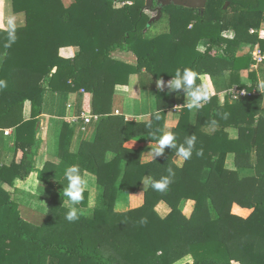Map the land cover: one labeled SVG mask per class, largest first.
<instances>
[{
	"label": "trees",
	"instance_id": "trees-1",
	"mask_svg": "<svg viewBox=\"0 0 264 264\" xmlns=\"http://www.w3.org/2000/svg\"><path fill=\"white\" fill-rule=\"evenodd\" d=\"M12 3L15 12H25L26 23L17 27V40L9 48L0 28V80L7 82L0 89V128H16L14 158L0 168V264H174L187 255L192 262L185 264H264L263 92L254 72L250 86L242 83L241 72L255 60L238 54L243 43H259L264 52V0H208L203 11L167 5L163 15L169 18V30L154 37L147 36L153 10L145 8V0H75L68 7L62 0ZM70 45L79 47L77 55L61 56L59 49ZM117 51L132 53L136 62L115 58ZM185 67L205 77L209 90L214 79L215 91L194 123L182 107L171 132L178 145L195 134V147L203 156L194 151L178 165L169 146L163 155L143 162L142 143L156 142L158 129L165 131L167 111L176 101L183 102L185 91L158 89L157 111L149 120L130 121L112 114L115 88L127 85L132 74L145 72L165 80ZM228 71L230 81L225 82ZM233 85L255 93L220 103L217 90ZM48 90L84 91L83 110L99 116L96 135L81 142L85 161L79 164L96 174L100 190L91 213L83 211L89 207L87 190L77 206L79 220L68 222L63 206L67 181L59 178L55 203L44 222L35 225L21 216L12 192L3 185L14 186L33 171L53 185L56 163L46 162L41 170L33 164L38 117ZM28 101L31 116L25 120ZM149 122L151 128L146 127ZM227 127L237 128L239 136L230 138ZM134 139L135 148L125 144ZM109 151L115 156L106 160ZM170 167L175 176L168 189H152L151 181L169 175ZM146 177L150 182L143 203L124 207L121 196L140 191ZM188 200L195 202L190 216L183 212ZM159 203L169 208L166 214L157 209ZM235 203L252 212L247 217L232 213Z\"/></svg>",
	"mask_w": 264,
	"mask_h": 264
},
{
	"label": "crops",
	"instance_id": "crops-1",
	"mask_svg": "<svg viewBox=\"0 0 264 264\" xmlns=\"http://www.w3.org/2000/svg\"><path fill=\"white\" fill-rule=\"evenodd\" d=\"M62 2L66 7H68L73 2H75V0H62ZM153 12L155 13V11ZM150 14L151 17L155 16L152 15V12H150ZM9 16L15 17L17 26H23L26 23L25 12H15L13 9L12 0H0V26H6V21ZM167 21L169 23V20ZM261 30L264 31V24L262 25ZM166 31L164 30V32ZM251 31H253V29ZM204 48V44H201L199 47L200 50H204ZM258 51L261 52L263 58L260 61H255V63L251 65V68L249 70L241 72V81L247 86H250L253 83L250 72L255 73L258 87L259 85L264 84V52L262 51L259 43H243L238 49L239 55H251L253 60V55ZM78 52L79 47L75 45L65 46L59 49V54L66 58H73L77 55ZM119 54L122 55V58H120ZM131 54L132 53L117 51L115 52L114 57L119 60L134 64L136 62V58ZM229 75L230 71L224 74L225 82L230 81ZM217 79L221 84L224 82L220 77H218ZM169 80L171 79L164 80V89L168 88L167 81ZM157 81L158 80H156L149 73H147V75L145 72L141 74H132L127 85L116 86L113 96L112 114L125 116V119L130 121L149 120L152 113L157 111V90L159 89L157 87ZM210 82L211 94V91H215L214 79L210 78ZM235 85L230 87H223L220 90H217L220 103H224L226 99L232 101V99L227 96L226 92ZM260 89L263 92L261 112L264 113V89ZM85 97V93L82 90L76 92H52L48 90L46 93L43 113L38 117L40 120L39 132L37 135V137L39 138V144L34 154L33 164L36 170H41L46 162L56 163V167L52 169L50 176L53 185H49L48 183L42 181L39 178L37 171H33L24 180H18L14 186H10L7 183L3 185L7 190H10L12 192L13 198L19 205L21 216L28 222H31L35 225L42 224L44 220L36 223L34 220H32L34 218L26 217L23 211H37L41 212V215H43V211L50 210L49 206H52V204L55 203V200H50L49 205V200L46 201V204H43V196L48 192L50 198H54L53 188L59 178H64V171L66 167L73 163H79L80 161H82L83 163V161H85V157L80 151L81 142L83 140H91L96 135V125L98 123V120L93 119L90 123H85L84 119L81 117L82 113L90 114L89 110H83V105H85ZM118 98L123 100L128 99L129 104H133L134 102L145 103L146 101V106L137 108L135 105H133L131 107V112L124 113L117 104ZM181 100L183 102L176 101L175 105L167 111L165 131H171V129L177 125L179 113L182 107H184L183 104L186 102V94L183 95ZM88 101V104L90 105L91 97ZM190 112L191 122L194 123L197 117V112ZM30 116L31 104L28 101L24 105L23 118L27 120L30 118ZM5 130H10V133L5 134ZM226 131L229 132L230 138L232 139H235L239 136L238 129L235 127H227ZM15 140V127L0 128V168L4 165H9L14 158L16 149ZM155 143L156 142L154 141H146L142 143L143 153L141 159L143 162H148L154 159L153 155L148 151H150V146ZM125 144H129L131 146H134L135 148V144H137V141L136 139H134L132 141L126 142ZM114 156L115 152L109 151L105 155V159L111 160ZM174 161L178 165L183 164V162L181 163L179 161L177 155H175ZM227 162H229V167H233V155L228 156ZM124 163L125 162H123V166ZM80 166L82 168V171L87 172L88 176L91 178L90 188L88 190L90 196L88 204L90 208H93L96 204V198L100 190L99 184L97 182V176L94 172L88 170L87 168L85 169L83 165ZM251 172L252 171H250V173ZM55 178H57V181H54ZM149 182L150 177H146L140 191L125 196L122 195L120 198L124 202L122 203V205L126 208L140 206L144 201V192ZM26 199H30L31 201H26ZM29 203L31 204L29 205ZM190 205L192 208H190ZM194 205L195 202L193 200L186 201L183 205V212L187 216H190L194 209ZM165 206L166 205L164 203H159L157 209L162 207L164 208ZM168 211L169 209L166 210L165 208V214ZM231 211L232 213L239 216L247 217L252 212V208L242 207L235 203L233 204ZM187 262H192V257L190 255L183 257L174 264H185Z\"/></svg>",
	"mask_w": 264,
	"mask_h": 264
},
{
	"label": "clouds",
	"instance_id": "clouds-1",
	"mask_svg": "<svg viewBox=\"0 0 264 264\" xmlns=\"http://www.w3.org/2000/svg\"><path fill=\"white\" fill-rule=\"evenodd\" d=\"M17 23L14 16H9L6 21V26H0L3 31L6 32V43L5 48L11 47L17 40ZM200 81L197 83V81ZM169 93H178L180 89H184L186 94V102L183 104L185 108L192 112H198L204 105L205 102L210 100V90L205 81V77L201 76L197 71L191 68H177L174 76L171 80L167 81ZM7 82L0 80V89L6 88ZM157 87L160 91L164 90L165 81L161 78L157 81ZM260 88L264 89V84L259 85ZM155 120H160V114L157 112L154 114ZM228 113H223V118H228ZM215 120L211 121L214 125ZM151 123L146 124V127L151 128ZM160 135L156 136V143L150 146V151L153 157L161 156L165 153V149L171 146L176 151V155L179 161L182 163L189 160L193 152L195 151L196 156H203V150L195 147L197 137L196 135H189L185 137L184 142L177 144L176 136L171 131H163ZM169 175L161 177L160 180H152L151 188L164 192L168 189L172 182V177L175 176L174 170L170 167L168 169ZM64 179L67 181L66 186L63 188V196L67 198L64 201V206L68 209L65 214V219L68 222H74L79 220L78 205L84 200L85 191L90 188V177L87 172L82 171L79 163H73L66 167L64 171Z\"/></svg>",
	"mask_w": 264,
	"mask_h": 264
},
{
	"label": "rangeland",
	"instance_id": "rangeland-1",
	"mask_svg": "<svg viewBox=\"0 0 264 264\" xmlns=\"http://www.w3.org/2000/svg\"><path fill=\"white\" fill-rule=\"evenodd\" d=\"M123 5V2H121V3H117V7H119V6H122ZM156 14V12L154 13L153 12V14L152 15H155ZM168 16H167V14L165 13L164 14V16H163V18L161 19V20H159V21H156V22H154V23H152V25L148 28L149 30L148 31H150V33L148 32L147 33V36H151V37H154V36H156V35H158V34H160V33H163L164 32V30L166 31L168 28ZM147 27H148V24H147ZM150 37V38H151ZM133 57H135L133 54H131ZM119 56H120V58H122V55L121 54H119ZM132 57V58H133ZM136 58V57H135ZM146 75H147V73H146ZM146 79V78H145ZM143 80V79H142ZM84 92V91H83ZM117 104L119 105V107L123 110V112L124 113H126V112H131L132 110H131V107L133 106V105H135L137 108H140V107H142V106H146V101H145V103L143 102V103H138V102H134L133 104H129V102H128V99H120V98H118L117 99ZM231 162V161H230ZM232 163V162H231ZM228 164H229V162H228ZM54 181H57V178H55L54 179ZM6 188V187H5ZM32 190H34V189H32ZM54 190H56V186H54V188H53V192H54ZM53 195V194H52ZM49 200V201H48ZM50 200H53L52 199V197L50 198V195H49V193L47 192V194H45L44 196H43V204H46V201H48V205H49V203H50ZM26 201H31L30 199L29 200H27L26 199ZM31 203H29V205H30ZM188 204V203H187ZM186 204V205H187ZM166 205V204H165ZM192 205V204H191ZM191 205H190V208H192L191 207ZM193 206V205H192ZM49 208H50V210H51V208H52V206H49ZM165 208H166V210H168L169 208L167 207V205L163 208H159V211H160V213H162V214H165ZM93 210V208H90V207H88V208H84L83 209V211H84V214H90L91 212L90 211H92ZM49 210H46V211H43V215H41V212H37V211H33V212H31V211H23V213H24V215L26 216V217H29V218H34V219H32V220H34L36 223H38V222H40L41 220H45L46 219V214H47V212H48ZM235 264H238L237 262L235 263Z\"/></svg>",
	"mask_w": 264,
	"mask_h": 264
},
{
	"label": "water",
	"instance_id": "water-1",
	"mask_svg": "<svg viewBox=\"0 0 264 264\" xmlns=\"http://www.w3.org/2000/svg\"><path fill=\"white\" fill-rule=\"evenodd\" d=\"M208 0H145V8L156 11L155 16L151 17L148 22V27L152 23L160 20L163 15V9L170 4H176L178 6H185L189 8H196L204 10ZM232 102H237L236 99H232Z\"/></svg>",
	"mask_w": 264,
	"mask_h": 264
},
{
	"label": "built area",
	"instance_id": "built-area-1",
	"mask_svg": "<svg viewBox=\"0 0 264 264\" xmlns=\"http://www.w3.org/2000/svg\"><path fill=\"white\" fill-rule=\"evenodd\" d=\"M253 57L255 61H260L263 58L260 51L256 52L253 55ZM253 93H255V90L249 91L246 88H239L238 86H234L226 92L227 96H229L231 99H236V100L245 97L247 95H251ZM81 117L85 120L86 123H90L93 119L97 120L99 118L98 115H91L89 113H82ZM9 133L10 130H5V134H9Z\"/></svg>",
	"mask_w": 264,
	"mask_h": 264
},
{
	"label": "flooded vegetation",
	"instance_id": "flooded-vegetation-1",
	"mask_svg": "<svg viewBox=\"0 0 264 264\" xmlns=\"http://www.w3.org/2000/svg\"><path fill=\"white\" fill-rule=\"evenodd\" d=\"M156 12V11H155Z\"/></svg>",
	"mask_w": 264,
	"mask_h": 264
}]
</instances>
